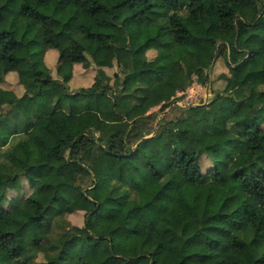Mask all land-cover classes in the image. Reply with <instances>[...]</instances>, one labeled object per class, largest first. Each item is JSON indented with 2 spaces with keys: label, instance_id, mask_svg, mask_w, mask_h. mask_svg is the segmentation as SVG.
<instances>
[{
  "label": "trees",
  "instance_id": "1",
  "mask_svg": "<svg viewBox=\"0 0 264 264\" xmlns=\"http://www.w3.org/2000/svg\"><path fill=\"white\" fill-rule=\"evenodd\" d=\"M109 28L135 29L139 46L121 47L102 32ZM229 46L242 58L227 60L226 88L212 102L179 108L178 119L149 113L170 109L194 77L206 85ZM48 50L60 54L58 79ZM80 64L99 72L72 92ZM115 65L125 78L106 73ZM12 72L21 98L1 87ZM6 107L0 264H37L40 254V264H264V206L253 212L249 203H264V0H0ZM231 175L241 176L243 196ZM175 179L177 201L161 211L157 200ZM79 212L84 227L54 233Z\"/></svg>",
  "mask_w": 264,
  "mask_h": 264
},
{
  "label": "rangeland",
  "instance_id": "2",
  "mask_svg": "<svg viewBox=\"0 0 264 264\" xmlns=\"http://www.w3.org/2000/svg\"><path fill=\"white\" fill-rule=\"evenodd\" d=\"M102 32L111 35L121 47L127 48L129 50H135L139 46L140 39L138 38L137 33L133 28H109L106 30H102ZM147 58L151 61H154L157 58V52L151 50L150 52H148ZM240 58H242V56L236 55L232 50V47L229 46L226 50V57L221 56L216 59V62L212 65L211 69L207 71V75L210 80L206 85H202L199 82L198 78L194 77L192 83L187 86V89L185 91H178L175 103L170 109L168 108L163 110V106H159L152 109L149 113L156 115L158 117L157 121H159L165 115L169 119H178L184 114V112L179 110V108L187 109L190 106L208 105L210 102H212V100L216 97L217 94L222 93L226 88L227 83L223 77L224 75H229V70L226 64L227 60L233 63L234 61H237ZM53 65L55 66H52L54 70V68H56L57 66L56 63H53ZM105 71L112 78V80H114V76L116 74H119L122 78H125V70L119 69L116 65L114 68L106 69ZM98 72L99 69L94 65L92 68L86 69L80 64L77 65L76 76L83 77L84 79H86V85L89 86L95 82ZM5 87L8 88V85H5ZM14 87L15 86L13 85L12 88ZM9 110L10 109L6 107L0 111V114H6ZM33 139L39 148L40 154L45 155L47 150H45V140L43 139V137L39 134L33 133ZM201 166L204 174H206L209 169L212 168L211 159L207 155H204L201 158ZM230 180L231 186L237 192V194L239 196H243L245 194V189L241 182V176L231 175ZM178 181H180V179H175L173 182V184L176 186L170 185L168 188L166 187L167 190L165 189L162 192L163 194L161 193L162 195L157 200V207L161 211L166 210V208H168L170 205L174 204L177 201L179 193V185L177 184ZM92 183L93 182H91L90 179L79 180V185H81L83 188L91 187ZM31 192L32 191L26 184V182H23V190L21 192V195H18V193L14 191H10L8 194L11 199H14L15 197H17V195L20 197L24 196V198H26L31 194ZM249 203L253 212H258L261 207L264 206V203L257 199H251ZM137 222L139 225V231L148 232L147 230L150 226V222L145 215L139 216L137 218ZM64 223L65 224L62 228L57 227L58 223H56L54 231L55 234L60 233L63 229H69L70 226L68 224L76 227H84L85 213L79 212L74 215L67 216L66 222L64 221ZM158 264L163 263L159 262Z\"/></svg>",
  "mask_w": 264,
  "mask_h": 264
},
{
  "label": "crops",
  "instance_id": "3",
  "mask_svg": "<svg viewBox=\"0 0 264 264\" xmlns=\"http://www.w3.org/2000/svg\"><path fill=\"white\" fill-rule=\"evenodd\" d=\"M59 59H60V54L56 50H48L46 52V55H45V63L47 65V67L51 70L52 76H53L54 79H58L59 77L57 75V67L54 68V70H53L52 66L55 67L53 65V63H56V66H58ZM76 70H77V65L74 66L73 79L69 83V88H70V90L72 92H77L78 90H80L82 88L91 87L94 84L93 83L92 85L87 86L86 85V79H84L83 77H77L76 76ZM15 80H16V82H15ZM5 85H8V88H6ZM13 85L15 86L14 88H12ZM1 87L4 90H6V91H12V92H14L20 98L25 93L24 87L20 85L19 76L15 72H12V73H10V74L7 75V77L5 79V82L1 85ZM17 141H16V139L15 140L13 139L12 143L14 144ZM46 153H47V151H46ZM41 156H44V155H41Z\"/></svg>",
  "mask_w": 264,
  "mask_h": 264
},
{
  "label": "clouds",
  "instance_id": "4",
  "mask_svg": "<svg viewBox=\"0 0 264 264\" xmlns=\"http://www.w3.org/2000/svg\"><path fill=\"white\" fill-rule=\"evenodd\" d=\"M42 260H43V256H42V254H40L39 257H38L37 264H40V261H42Z\"/></svg>",
  "mask_w": 264,
  "mask_h": 264
},
{
  "label": "water",
  "instance_id": "5",
  "mask_svg": "<svg viewBox=\"0 0 264 264\" xmlns=\"http://www.w3.org/2000/svg\"><path fill=\"white\" fill-rule=\"evenodd\" d=\"M150 138H152V137H148L147 139H150Z\"/></svg>",
  "mask_w": 264,
  "mask_h": 264
}]
</instances>
